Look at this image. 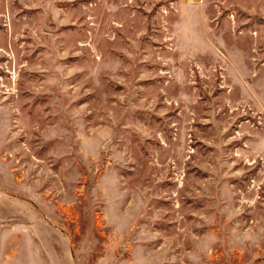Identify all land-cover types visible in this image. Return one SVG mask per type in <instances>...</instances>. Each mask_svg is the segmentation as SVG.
<instances>
[{
    "label": "rangeland",
    "instance_id": "rangeland-1",
    "mask_svg": "<svg viewBox=\"0 0 264 264\" xmlns=\"http://www.w3.org/2000/svg\"><path fill=\"white\" fill-rule=\"evenodd\" d=\"M0 264H264V0H0Z\"/></svg>",
    "mask_w": 264,
    "mask_h": 264
},
{
    "label": "crops",
    "instance_id": "crops-1",
    "mask_svg": "<svg viewBox=\"0 0 264 264\" xmlns=\"http://www.w3.org/2000/svg\"><path fill=\"white\" fill-rule=\"evenodd\" d=\"M183 1V0H182Z\"/></svg>",
    "mask_w": 264,
    "mask_h": 264
}]
</instances>
